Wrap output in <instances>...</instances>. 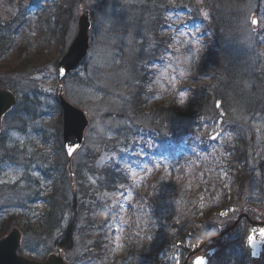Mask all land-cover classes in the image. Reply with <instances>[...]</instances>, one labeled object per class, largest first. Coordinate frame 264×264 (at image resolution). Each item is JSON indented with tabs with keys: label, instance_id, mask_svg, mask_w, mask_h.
I'll return each mask as SVG.
<instances>
[{
	"label": "rangeland",
	"instance_id": "obj_1",
	"mask_svg": "<svg viewBox=\"0 0 264 264\" xmlns=\"http://www.w3.org/2000/svg\"><path fill=\"white\" fill-rule=\"evenodd\" d=\"M10 1L13 0H0V10L8 9L14 22L24 16L28 6L20 10L13 3L10 8ZM193 1L195 10L179 9L171 2L166 25V33L172 40L168 53L149 66L153 79L148 109L171 101L178 112L190 119L197 118L198 113L191 109L189 88L197 79H203L208 62L204 25L191 23L192 15L202 12L205 3ZM140 2L78 0L71 10L65 52L78 33V20L85 11L89 13L91 25L88 57L63 82L65 98L85 111L90 121L84 146L73 159L74 170L85 163L89 165L86 156L93 150L97 154L95 169L116 163L130 180L129 187L109 207H115L118 214L110 225V245L105 257L88 259L89 242L78 225L73 246L66 252L71 264H153L156 256L169 264H183L186 254L183 247L190 248L199 232L225 213L213 207L209 200L211 193L223 191L229 197L228 203L238 199L242 202L264 187V134L258 130L259 126L264 127V120H260L259 114L251 119L247 112L232 111L231 114L222 112L216 119H199L191 132L180 133L174 129L178 142L168 137L171 134L167 125L159 129L158 136L150 129L152 126L132 118L127 106L131 93L124 88L130 78L129 62L133 55L135 58L150 47L142 46L146 36L140 29L146 19L140 20L134 13V7L138 8ZM232 7L240 15L233 30L241 31L245 49H251L252 59L257 55L260 61L264 60V0H241ZM255 20L259 24L253 23ZM0 83L15 90L20 104L3 122L0 214L5 217L25 208L41 216L46 210L45 204L33 203L32 199L44 172L52 169L55 162L53 138L61 86L57 67L42 63L26 72L0 68ZM216 108L219 109L218 104ZM20 117L24 119L19 120ZM249 121H254L255 130L248 139L254 143L253 149L258 155L249 160L252 176L238 197L234 174L228 165V148L235 142L230 128L238 122L250 126ZM154 137L163 139L168 146L176 142L177 145L173 146L174 150L167 148L163 153L165 144L157 143ZM173 223L183 231L192 227L186 242L177 241L178 229ZM60 238L59 234L46 240L25 235L22 253L42 257L55 248Z\"/></svg>",
	"mask_w": 264,
	"mask_h": 264
},
{
	"label": "trees",
	"instance_id": "obj_2",
	"mask_svg": "<svg viewBox=\"0 0 264 264\" xmlns=\"http://www.w3.org/2000/svg\"><path fill=\"white\" fill-rule=\"evenodd\" d=\"M77 1L54 0L51 3L47 0L10 1L8 3L10 8L13 3H16L20 10L25 3L28 7L26 6L24 16L14 22L8 9L0 10V68L26 72L42 63L56 67L65 53L71 10ZM240 1L203 0L205 3L203 11H196L192 15L191 23L203 24L204 33L208 38L205 76L202 80L197 79L189 88L191 109L198 113L197 118L193 119L178 112L171 101L167 105H156L151 110L148 108L153 79V71L149 66L167 55L172 41L171 36L166 33L170 4L173 2L179 9L195 10L194 1L142 0L138 8L134 7V13H137L140 20L146 19V23L140 29L146 36L142 39V46L150 47L145 49V53L135 55V58L133 55L129 62L130 78L124 84V88L131 93L127 106L133 119L149 124L147 127L152 126L150 129L153 128L158 136L159 129H165L167 125L171 134L168 137L176 139L175 141L178 137L174 129H178L180 133L191 132L198 121L220 118L222 112L226 114H231L232 111L247 112L251 119L259 114L260 120H264V66L261 65V61L254 64L256 57L252 59L249 56L251 49L249 47L245 49V39L241 36V31L233 30L240 15L234 12L232 5L236 7ZM31 6L34 8L30 11ZM14 61L15 64H12ZM0 86L15 91L7 84L0 83ZM217 104L220 105V110L216 108ZM58 110L53 138L54 166L44 172L40 187L32 199V202L36 203L39 198L45 204L46 210L41 216H35L25 208L16 214H6L5 217L0 214V238L5 236L10 228L18 227L25 235L38 236L40 239L59 234L62 236L59 243L70 249L73 246L76 227L80 225L84 239L89 242L88 258L102 259L109 249L110 225L116 221L115 217L118 214L115 207H109L118 200V196L128 187L130 180L116 163L99 170L95 169L97 154L92 150L86 156L89 165L85 163L80 169L75 168L76 187L72 190L66 169L67 159L62 143L59 106ZM22 119L24 118H19ZM249 125L238 122L230 128L233 129L235 142L233 147L228 148L230 152L228 165L230 173L234 174L239 194L252 176L249 160H254L255 154L258 155L253 149L254 143L248 139L255 130L254 121H249ZM258 130L264 134V127L259 126ZM154 140L165 144L163 153L167 148L174 150L173 146L178 142L173 145L170 143L168 146L163 139ZM226 194L223 191L213 192L209 200L218 206L223 205L229 200ZM24 203L21 205L27 207ZM172 225L178 229L179 242H184L188 233L193 231L192 227L183 231L179 229V225L175 223ZM167 247L170 249L171 244ZM153 264H169V261L156 256Z\"/></svg>",
	"mask_w": 264,
	"mask_h": 264
},
{
	"label": "water",
	"instance_id": "obj_3",
	"mask_svg": "<svg viewBox=\"0 0 264 264\" xmlns=\"http://www.w3.org/2000/svg\"><path fill=\"white\" fill-rule=\"evenodd\" d=\"M91 28L89 21V13L86 11L79 18L78 33L68 51L58 63V80L60 83L72 72L77 70L86 59L90 49L89 30ZM59 104L62 109L63 121V144L64 150L69 161L68 171L72 184H74V172L72 168V159L76 152L82 147L84 142V134L89 125L86 113L72 106L64 97V90L61 87L58 95ZM17 98L13 92L0 88V133L4 117L16 106ZM71 148V150H70ZM217 229L214 225L210 226L199 237L195 247H198L206 239L214 236ZM262 234L256 233L247 241L250 247L251 258L258 259V248L262 241ZM23 234L18 228H13L5 237L0 239V264H69L61 255V250H56V254L48 257L45 263H38L18 255V250L22 245ZM263 246H260L262 249ZM197 261V260H196ZM195 261V262H196ZM203 264H207L206 260H202ZM194 262V264H195Z\"/></svg>",
	"mask_w": 264,
	"mask_h": 264
},
{
	"label": "flooded vegetation",
	"instance_id": "obj_4",
	"mask_svg": "<svg viewBox=\"0 0 264 264\" xmlns=\"http://www.w3.org/2000/svg\"><path fill=\"white\" fill-rule=\"evenodd\" d=\"M220 209L225 213L222 212L221 217L216 220L219 226L218 234L195 248L199 253L189 257L188 264H192L197 257L208 254L209 264H264V240L260 242L263 248L256 262L250 259L245 246V241L252 231L264 234V187L248 200H234L221 205ZM262 237L264 239V235ZM188 251L183 264L186 262ZM209 251L212 252L211 255Z\"/></svg>",
	"mask_w": 264,
	"mask_h": 264
},
{
	"label": "snow or ice",
	"instance_id": "obj_5",
	"mask_svg": "<svg viewBox=\"0 0 264 264\" xmlns=\"http://www.w3.org/2000/svg\"><path fill=\"white\" fill-rule=\"evenodd\" d=\"M253 23H255V24H259V21H258V20H255V21H253ZM70 150H71V148H70ZM195 264H203L202 259H199V258H198V260L195 262Z\"/></svg>",
	"mask_w": 264,
	"mask_h": 264
}]
</instances>
